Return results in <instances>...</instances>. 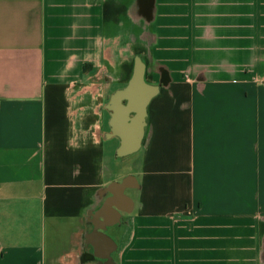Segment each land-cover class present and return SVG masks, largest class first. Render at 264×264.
Instances as JSON below:
<instances>
[{"label":"crops","instance_id":"obj_1","mask_svg":"<svg viewBox=\"0 0 264 264\" xmlns=\"http://www.w3.org/2000/svg\"><path fill=\"white\" fill-rule=\"evenodd\" d=\"M0 264H264V0H0Z\"/></svg>","mask_w":264,"mask_h":264}]
</instances>
